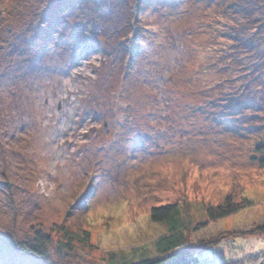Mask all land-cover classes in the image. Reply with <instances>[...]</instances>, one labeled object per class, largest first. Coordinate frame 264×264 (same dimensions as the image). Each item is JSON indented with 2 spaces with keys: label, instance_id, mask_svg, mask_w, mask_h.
Listing matches in <instances>:
<instances>
[{
  "label": "rangeland",
  "instance_id": "rangeland-1",
  "mask_svg": "<svg viewBox=\"0 0 264 264\" xmlns=\"http://www.w3.org/2000/svg\"><path fill=\"white\" fill-rule=\"evenodd\" d=\"M238 1L147 0L133 41L138 0H0V264L152 255L153 206L197 224L230 194L195 264H264V24L239 33L264 0ZM40 230L45 257L7 249Z\"/></svg>",
  "mask_w": 264,
  "mask_h": 264
},
{
  "label": "trees",
  "instance_id": "trees-1",
  "mask_svg": "<svg viewBox=\"0 0 264 264\" xmlns=\"http://www.w3.org/2000/svg\"><path fill=\"white\" fill-rule=\"evenodd\" d=\"M146 1L138 0L136 5V15L134 18L136 21V27H132L131 30V33H133V35L135 36L133 38V41L139 40V37L137 36L138 34H136L135 32L139 31V33L141 34L142 31H140V29L147 30V27L141 26L140 23V21L143 19L141 16V8ZM235 2L241 3V1L238 0H235ZM235 5L236 7H238L236 3ZM259 13H261V15H259ZM263 15L264 14L262 11L258 12L256 20L252 21L253 24L250 23L248 27H246L242 31H239V33L243 32L242 35L247 34V38L241 39L240 37V43L249 44V47L247 49H252V45L249 43V41L252 39V36L254 42V37H258L257 33H260V31L258 32V29L264 24ZM131 21L134 22L133 20ZM256 30L257 32H255ZM257 150H264V142H261L257 146ZM260 163L262 164V166L264 165V157L260 159ZM248 204V201H238L230 194L226 196L223 203L218 205H208L207 211L205 210V214H207V219H209L210 221L216 220L218 218L225 217L232 213L240 211ZM151 219L154 222L162 224L166 230V233L159 236L158 239L154 242L156 251L155 254L150 255L146 248L145 250L140 252L138 259H132L131 256L127 255V253L120 252V254H118L117 252H113L110 256V258H112L111 264H195L198 261L197 259L200 253L199 251H203L205 250V247L217 243V241L213 242V239H211L209 241H205V243L207 242L206 244L204 243L205 245L201 243L197 245L192 244V232L198 231L202 227L207 226L209 224V221L206 219L205 221L207 222H199L197 224L194 223L191 214L185 209V205L183 203L169 202L164 205L153 206ZM258 230L264 232V224L259 226ZM70 233L71 231L66 229L65 236L68 240L71 241L73 236L70 235ZM83 233V239L89 240L91 235L90 231L83 230ZM52 238L53 235L51 233L40 230L35 233L34 241L32 243L27 241H20L16 237H6L5 242L7 249L15 250L22 254L33 255L35 257H45L48 252V246L52 242ZM69 243L71 242H68V244ZM196 249L199 251H195ZM194 252L199 253L197 254V256H195ZM257 257L258 256H256L255 258ZM255 258H250V261H247L244 258L239 259L235 262H227L225 264H253Z\"/></svg>",
  "mask_w": 264,
  "mask_h": 264
}]
</instances>
